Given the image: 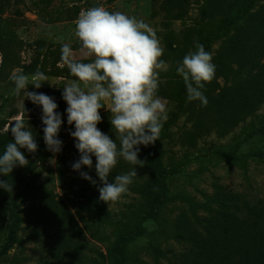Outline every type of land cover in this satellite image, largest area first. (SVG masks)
Here are the masks:
<instances>
[{
	"label": "rangeland",
	"instance_id": "1",
	"mask_svg": "<svg viewBox=\"0 0 264 264\" xmlns=\"http://www.w3.org/2000/svg\"><path fill=\"white\" fill-rule=\"evenodd\" d=\"M14 0L11 1V4ZM19 4L9 6L1 13V18H8L4 25L3 34L21 40V46L11 44L5 60L0 62V127L2 131L17 116L23 114L29 129L34 126L32 118L41 115L40 107L35 108L31 100L25 97L22 91L20 96L12 93L14 88L10 76L17 70L31 76L30 65L37 60V70L48 72L53 68V57L61 56V44L70 43L73 50L83 62L91 58H83L80 52V43L74 36L75 19H72L74 7L83 0H22ZM85 2H98L104 0H84ZM233 0H191L183 18L176 19L173 15L176 10L166 11L159 1L153 0H105L107 9L120 11L143 20L155 30L164 49L161 57L166 62V71L159 72V88L157 96L166 103L167 120L163 122L161 131L162 162L169 171L173 190H183L203 199L204 193H211L214 184L235 192H242L251 200L264 202V159L248 157L245 166L238 163L228 164L217 155L219 150L229 148L238 149L242 154L249 150L264 151V133L259 132L260 122L255 118V126L249 125L251 119L241 122L232 129H226L213 121L212 117L206 119L201 116L202 123L198 121L199 114L193 108L194 101H188L187 95L178 97L177 86L182 79L176 68L183 57L190 51H195V44L199 43L201 34L222 27L223 22L232 14ZM264 2L260 0L259 3ZM14 4V3H13ZM18 8L23 13L15 15ZM17 16V17H16ZM234 30L230 31V34ZM60 38V39H58ZM14 42V41H12ZM222 38L211 46L214 56L220 47ZM41 51V52H40ZM0 58H2L0 54ZM3 59V58H2ZM25 66L23 69L14 66ZM61 67V61L56 64ZM242 76L260 75L264 78V71L254 68L247 62H239ZM48 81L42 82L40 88L64 90V86L75 78L56 77L45 74ZM30 92H38L32 84L27 88ZM264 113V105L257 114ZM111 119V116H110ZM261 122H264L261 121ZM14 124L15 122L12 121ZM9 131L10 128H9ZM76 141L70 143L65 150V158L69 163L65 165L59 158L58 152H52L43 164H39L35 172L24 178L22 187L15 190L4 201L3 212L7 220L12 221V214H17L25 220L20 223L17 232V242L8 250H3L6 242L4 226L0 228V264H46L54 260L53 246L56 244L58 234L49 223L28 222L32 210L30 205L44 202L49 208L55 202L71 210L77 222L83 229L86 241L96 249V253L87 252L83 262H107L108 242L93 239L84 229L85 223H90L92 217L83 210L70 207L64 193L73 185L72 179L79 184L88 180L81 177L86 172L93 180V170L82 165L74 170L72 165L80 158L75 147ZM74 153L79 154L76 156ZM93 166H95L93 164ZM129 167L127 173L131 171ZM96 170L94 171V173ZM137 176L133 180L146 181L148 176ZM91 183V181H90ZM93 184V183H91ZM138 194L128 186L127 193L116 202L106 203L110 210L113 222L122 218L126 221V228L133 227L138 221L136 214L128 218V210L134 205ZM172 207V209L170 208ZM177 209L170 205L165 209L160 222L145 226L143 236L134 239L127 247L130 257L129 264H170L176 261L175 240L166 237L162 232L163 226L169 217L176 216ZM126 218V219H125ZM106 234L113 236V226L108 225ZM113 240V238H110ZM167 249H170L167 250ZM161 251L163 253L161 254ZM66 264V262H65Z\"/></svg>",
	"mask_w": 264,
	"mask_h": 264
},
{
	"label": "trees",
	"instance_id": "2",
	"mask_svg": "<svg viewBox=\"0 0 264 264\" xmlns=\"http://www.w3.org/2000/svg\"><path fill=\"white\" fill-rule=\"evenodd\" d=\"M0 0V15L9 6L19 4L22 0ZM159 1L166 11L176 10L173 17L183 18L187 6L191 0H153ZM260 0H233L232 14L223 22L222 27L210 30L200 35L199 44H202L207 52L211 53V46L222 38L220 47L215 52L212 63L216 66L215 78L205 85L202 90L207 97L208 104L202 107L199 100H195L193 108L198 112V121L202 123V117H212L213 121L226 129H232L241 122L255 126V118L260 122L259 132L264 133V113L257 114L264 105V78L260 75L242 76L239 62H247L254 68L264 71V2ZM88 2V1H87ZM14 3V4H13ZM79 5L73 9L72 19L79 12ZM111 12L110 9H107ZM15 15H22L18 8ZM17 17V16H16ZM8 18L0 16V54L5 60L11 44L21 46V40L3 34L4 23ZM234 30L230 34V31ZM14 41V42H12ZM80 47V46H79ZM41 52V51H40ZM53 68L48 72L39 70L44 74L56 77L75 78L70 74L66 66L59 67L56 64L60 58L51 53ZM38 61L30 65V72L37 71ZM25 66H14L23 69ZM39 93L46 94L58 105L56 112L61 114L62 124L57 138L62 141L61 150L58 152L60 160L69 166L65 158V150L75 141L70 135L75 130L74 124L67 123V103L62 98L63 90L38 88ZM177 96L187 95L186 87L181 80L177 86ZM35 108L42 106L35 105ZM101 122L97 124L99 130L107 134L119 147V140L110 123L111 113L104 107L99 109ZM41 115L33 117L34 126L30 128L37 150L29 152L26 148L20 149L29 163L26 166H14L8 175L0 174V180L9 182L12 191L0 188V228L4 226L6 242L3 250H8L17 242V232L20 230L21 221L25 220L17 214H12V221L6 219L3 212L4 201L15 190L22 187L24 178L35 172L39 164L45 163L52 151L47 150L44 142ZM162 131V130H161ZM161 133L154 144L139 145L138 158L145 161L143 167L133 166L118 159V163L109 175V183L113 182L116 175L126 174L129 167H135L140 177L147 174L146 181L133 180L131 189L138 194L136 203L129 208L128 218L136 214L139 221L131 228H126V221L120 218L113 222L110 210L106 202L99 199L98 188L102 187L92 166L93 175L97 178V185L88 180L85 184H79L72 179L73 187L64 193L67 204L78 210L88 213L92 220L84 224V229L89 235L100 242L107 241L106 264H129L130 257L127 253L128 245L144 234L145 226L160 222L163 212L168 206L173 205L178 210L176 216L169 217L163 226L162 232L166 237L176 242V261L170 264H264V202L251 200L242 192H235L214 184L211 193L203 192V199L183 190H173L169 171L163 165V152L161 148ZM9 142H14L11 131H2L0 127V154ZM76 156L79 154L74 153ZM217 155L228 164L238 163L245 166L248 157L264 159V151L249 150L238 153V149L229 148L219 150ZM95 165V156H92ZM44 202L30 205L32 210L28 222L49 223L55 228L58 238L53 246L54 260L46 264H88L83 262L87 252L96 253V249L89 245L83 235V229L77 222L73 212L64 206L54 203L45 208ZM172 209V207H170ZM125 218V219H126ZM113 226V236L106 234L107 226ZM110 238H113L111 240ZM170 251V249H167ZM1 253V252H0ZM163 251H161V254ZM90 264H105L103 261Z\"/></svg>",
	"mask_w": 264,
	"mask_h": 264
},
{
	"label": "clouds",
	"instance_id": "3",
	"mask_svg": "<svg viewBox=\"0 0 264 264\" xmlns=\"http://www.w3.org/2000/svg\"><path fill=\"white\" fill-rule=\"evenodd\" d=\"M74 36L80 43L82 57L91 59L89 62L77 60L71 44H61L60 66H66L75 77L62 92L67 103V123L75 127L70 135L75 138V147L80 153L72 167L79 170L84 165L91 169L92 156H95L96 174L103 185L98 188L99 199L108 204L127 193L137 176L133 167L126 174L116 175L109 183V175L118 159L143 167L145 161L138 158V146L154 144L160 137L163 122L168 117L166 103L157 96L159 72L166 71L168 65L161 59L164 49L155 30L143 20L120 11L110 12L103 6L82 10L75 21ZM195 49L183 57L176 72L185 84L187 100H199L201 106L206 107L208 100L202 90L215 78L216 66L212 63V54L202 44L196 43ZM10 80L14 84L13 95L20 96L24 91L33 104L42 106L46 148L59 152L62 141L57 135L62 119L55 111L58 105L46 94L27 90L29 84L40 88L42 82L48 81L47 75L37 70L29 76L17 70ZM102 107L111 113L110 123L119 147L116 140L97 127L102 119L99 113ZM12 121L5 132L10 128L14 142H9L0 154V174L3 175L10 174L16 165L29 163L20 149L34 153L38 148L24 115ZM80 175L96 183L88 173ZM0 188L12 191L6 181L0 180Z\"/></svg>",
	"mask_w": 264,
	"mask_h": 264
},
{
	"label": "built area",
	"instance_id": "4",
	"mask_svg": "<svg viewBox=\"0 0 264 264\" xmlns=\"http://www.w3.org/2000/svg\"><path fill=\"white\" fill-rule=\"evenodd\" d=\"M94 6H103L107 9V2L104 1H98V2H85L84 0L79 4V12L78 14L82 11V10H86L90 7H94ZM78 14L75 18L74 21H76L77 17H78Z\"/></svg>",
	"mask_w": 264,
	"mask_h": 264
},
{
	"label": "crops",
	"instance_id": "5",
	"mask_svg": "<svg viewBox=\"0 0 264 264\" xmlns=\"http://www.w3.org/2000/svg\"><path fill=\"white\" fill-rule=\"evenodd\" d=\"M74 52L77 53V49L74 50ZM76 59H80L79 56H78V54H76Z\"/></svg>",
	"mask_w": 264,
	"mask_h": 264
}]
</instances>
